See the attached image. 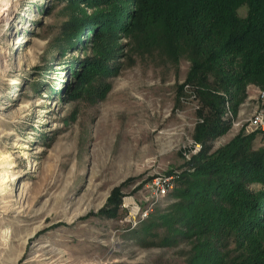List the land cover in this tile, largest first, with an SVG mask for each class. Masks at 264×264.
I'll return each mask as SVG.
<instances>
[{"label": "rangeland", "instance_id": "1", "mask_svg": "<svg viewBox=\"0 0 264 264\" xmlns=\"http://www.w3.org/2000/svg\"><path fill=\"white\" fill-rule=\"evenodd\" d=\"M136 12V0H0V264H196L195 208L180 223L178 206L203 202L194 185L210 177L196 172L252 132L263 89L228 100L223 133L197 141L190 64L145 48ZM156 177H172L164 196Z\"/></svg>", "mask_w": 264, "mask_h": 264}, {"label": "trees", "instance_id": "2", "mask_svg": "<svg viewBox=\"0 0 264 264\" xmlns=\"http://www.w3.org/2000/svg\"><path fill=\"white\" fill-rule=\"evenodd\" d=\"M136 4L131 28L144 34L142 45L190 64L185 82L196 87L202 104L195 139L206 143L217 137L226 127V102H241L250 86L264 90V0ZM241 7L245 16L239 14ZM116 10L112 14L118 15ZM257 138L255 131L239 134L210 155L195 175L210 177L194 185L203 188L195 194L203 202L178 206L180 223L195 208L187 235L195 237L196 264H264V160L261 145L252 150ZM252 184L260 188L251 190ZM210 191L213 196L206 198ZM219 236L228 237L227 244L213 240ZM221 245L228 251L222 253Z\"/></svg>", "mask_w": 264, "mask_h": 264}, {"label": "built area", "instance_id": "3", "mask_svg": "<svg viewBox=\"0 0 264 264\" xmlns=\"http://www.w3.org/2000/svg\"><path fill=\"white\" fill-rule=\"evenodd\" d=\"M258 98L263 105L264 90L259 91ZM248 126L251 131H255L259 134L264 160V108L262 106L248 118ZM172 187V177H156L152 180V188L158 196L166 195Z\"/></svg>", "mask_w": 264, "mask_h": 264}, {"label": "bare ground", "instance_id": "4", "mask_svg": "<svg viewBox=\"0 0 264 264\" xmlns=\"http://www.w3.org/2000/svg\"><path fill=\"white\" fill-rule=\"evenodd\" d=\"M6 158V156H4ZM1 159V158H0ZM3 160V159H2ZM6 161V160H5ZM9 161V160H8ZM3 162V161H2ZM0 161V164L2 163ZM12 168V166H10ZM8 175L6 173L0 172V191L3 193L7 191V182H8Z\"/></svg>", "mask_w": 264, "mask_h": 264}]
</instances>
